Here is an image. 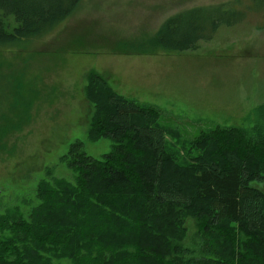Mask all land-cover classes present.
Segmentation results:
<instances>
[{
    "label": "trees",
    "instance_id": "obj_1",
    "mask_svg": "<svg viewBox=\"0 0 264 264\" xmlns=\"http://www.w3.org/2000/svg\"><path fill=\"white\" fill-rule=\"evenodd\" d=\"M84 1L0 0V50L26 49ZM249 1L182 10L125 43V55L197 53L222 28L264 17V0ZM84 95L87 139H109L111 150L98 160L72 144L60 163L73 183L47 169L28 218L0 215V264H264V192L255 187L264 186V122L200 132L180 160L158 109L118 95L95 71ZM257 113L264 120V105ZM188 220L199 226L197 250L183 245Z\"/></svg>",
    "mask_w": 264,
    "mask_h": 264
},
{
    "label": "rangeland",
    "instance_id": "obj_2",
    "mask_svg": "<svg viewBox=\"0 0 264 264\" xmlns=\"http://www.w3.org/2000/svg\"><path fill=\"white\" fill-rule=\"evenodd\" d=\"M232 1L88 0L26 49L0 50V215L15 210L28 218L47 169L73 183L60 163L72 144L81 142L98 160L110 152L109 139H87L92 108L84 88L93 71L118 95L159 110L169 153L180 160L200 132L264 122L257 113L264 105L261 15L222 28L197 53L125 55L131 50L125 43L147 39L170 16ZM186 226L184 248L197 250L199 226L192 220Z\"/></svg>",
    "mask_w": 264,
    "mask_h": 264
},
{
    "label": "bare ground",
    "instance_id": "obj_3",
    "mask_svg": "<svg viewBox=\"0 0 264 264\" xmlns=\"http://www.w3.org/2000/svg\"><path fill=\"white\" fill-rule=\"evenodd\" d=\"M111 105V104H110ZM124 143V142H123ZM198 160V159H197ZM161 186V185H160ZM195 195V194H194ZM198 198V197H197ZM197 200V199H196ZM199 202V201H198ZM199 204V203H198ZM172 210V209H171ZM57 232V231H56ZM55 234H57V233H55ZM63 238V237H62ZM258 243V242H257ZM17 253V252H16Z\"/></svg>",
    "mask_w": 264,
    "mask_h": 264
}]
</instances>
